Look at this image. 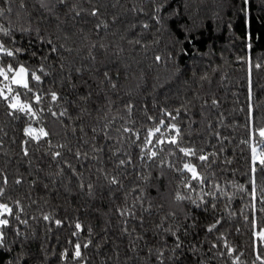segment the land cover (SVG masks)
Instances as JSON below:
<instances>
[{
	"label": "trees",
	"instance_id": "1",
	"mask_svg": "<svg viewBox=\"0 0 264 264\" xmlns=\"http://www.w3.org/2000/svg\"><path fill=\"white\" fill-rule=\"evenodd\" d=\"M0 27L41 76L5 90L35 117L0 97V264H264V0H0Z\"/></svg>",
	"mask_w": 264,
	"mask_h": 264
},
{
	"label": "snow or ice",
	"instance_id": "2",
	"mask_svg": "<svg viewBox=\"0 0 264 264\" xmlns=\"http://www.w3.org/2000/svg\"><path fill=\"white\" fill-rule=\"evenodd\" d=\"M61 3L64 2V0H60ZM98 10H93L92 11V15H96ZM145 27H147V25H145ZM0 33H3L4 36H9V30L3 27H0ZM22 50L19 48L16 49H10L8 47L5 46L4 43H0V53H2L4 56L6 57H15L17 53L21 52ZM157 60L160 59V57L156 58ZM256 67H259V65H256ZM11 74V75H10ZM0 77H3L4 81H8L9 83H5L3 87H0V97H2L5 101H8L9 99H11V103L9 104V107L11 109H14L16 111L19 112H27L29 113L31 116L35 117L37 115V113L35 111L32 110V106L30 104L27 103H22L21 102V94L19 92H16L15 95H12L11 97L7 94H5V90H7V93L11 94L14 92V89L12 87V85L17 86V88H22L25 90V95L28 92L32 91V88L30 87V82H29V78H31V80H34L36 82H40L41 81V76L37 75L35 72H30L29 69L27 67H25V65L20 64L17 68H13L12 64H7L6 68L5 67H0ZM35 101L37 103H39L41 101V96L40 95H35L34 97ZM51 99L53 101L57 100V93L56 92H51ZM215 103V102H213ZM64 113H60V115H63ZM53 115H55V113H53ZM161 123H163V121H161ZM172 128H176V125H171ZM25 133L29 136L32 137L36 140H39L41 137H47L49 135V133L47 131H45L44 128H40L37 132V129L32 128L31 126L27 127L24 129ZM127 131V129H126ZM155 131H159V128H157ZM177 133H179V129H176ZM258 131V135L261 138H264V128H260L257 130ZM152 135V132H149V136ZM150 142V141H149ZM162 142V141H161ZM177 141L175 139V137L172 138L171 143L175 144ZM261 143L264 144V139L261 140ZM181 152H184L185 155H195V151L192 149H180ZM253 160L256 161L258 160L259 164L261 165V170H264V152H261L259 154H257L256 149L253 148ZM25 155H27V150L25 149ZM56 156H59L60 153L57 152L55 154ZM77 155H79V153H77ZM157 155L156 152H152L151 156L155 157ZM199 159L201 161H206L208 159L207 156L205 155H201L199 156ZM119 163L121 165H123L125 163L124 160H120ZM184 168L187 169L191 174H192V179L196 180V179H200L199 177V173L196 170V167L194 165H190V164H185ZM257 169L255 167L252 168V171L255 172ZM113 183H116L115 178H113L112 180ZM17 183H19V181H17ZM187 187H191V184L186 185ZM2 189H0V194H2ZM252 195L253 197H255L256 195V187L253 184V189H252ZM178 200L180 199H184V197L180 196L179 194L176 197ZM213 207H215V205H213ZM4 212H11V209L8 208V206L6 204H0V215H3ZM45 219H48L47 216L44 217ZM57 224L60 223V221L56 222ZM217 223H219V221H217ZM9 224V221L7 219H0V226H7ZM81 227V225L79 223L76 224V228L79 229ZM216 225L213 224L209 227V231H211L213 228H215ZM264 235V234H262ZM3 239H4V233L0 232V244L3 243ZM85 247H87V245H85ZM76 250H75V257H80L81 251H80V245L77 244L75 246ZM229 251L231 252L232 250L229 249Z\"/></svg>",
	"mask_w": 264,
	"mask_h": 264
}]
</instances>
